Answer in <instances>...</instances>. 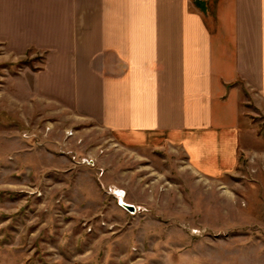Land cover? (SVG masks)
<instances>
[{
  "label": "rangeland",
  "instance_id": "obj_1",
  "mask_svg": "<svg viewBox=\"0 0 264 264\" xmlns=\"http://www.w3.org/2000/svg\"><path fill=\"white\" fill-rule=\"evenodd\" d=\"M42 68L0 59V264H264V104L245 96L238 167L208 178L39 97Z\"/></svg>",
  "mask_w": 264,
  "mask_h": 264
},
{
  "label": "crops",
  "instance_id": "obj_2",
  "mask_svg": "<svg viewBox=\"0 0 264 264\" xmlns=\"http://www.w3.org/2000/svg\"><path fill=\"white\" fill-rule=\"evenodd\" d=\"M31 51L39 97L208 178L238 167L245 96L264 104V0H0V59Z\"/></svg>",
  "mask_w": 264,
  "mask_h": 264
},
{
  "label": "water",
  "instance_id": "obj_3",
  "mask_svg": "<svg viewBox=\"0 0 264 264\" xmlns=\"http://www.w3.org/2000/svg\"><path fill=\"white\" fill-rule=\"evenodd\" d=\"M120 203H122V202H120ZM122 205H123L124 208H126V209H128V210H130V211H133V210H134V207L131 206V205L124 204V203H122Z\"/></svg>",
  "mask_w": 264,
  "mask_h": 264
}]
</instances>
